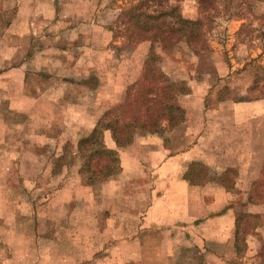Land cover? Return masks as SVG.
I'll return each mask as SVG.
<instances>
[{"label": "crops", "instance_id": "1", "mask_svg": "<svg viewBox=\"0 0 264 264\" xmlns=\"http://www.w3.org/2000/svg\"><path fill=\"white\" fill-rule=\"evenodd\" d=\"M84 3L16 0L0 9V264H253L264 258V97L238 96L234 75L218 73L217 62L206 70L209 77L197 78L193 70L174 73L184 68L182 57L170 68L161 54L166 77L187 87L177 97L180 121L163 120L160 132L136 135L129 148L105 130L104 143L120 160V172L101 189V198L112 202L61 203L83 210L81 229L62 239L66 249L58 248L57 228L43 235L44 204L26 199L40 187L27 186L30 172L22 164L43 158L44 147L55 157V149L90 135L108 104L122 103L140 80L149 54L138 57L135 47L123 56L117 50L123 41L102 20L91 23ZM179 43L176 48L197 56L192 69L213 53ZM10 162L22 164L3 165ZM219 173H240L242 183L216 185ZM55 220L48 222L58 225ZM44 240L55 247L43 250Z\"/></svg>", "mask_w": 264, "mask_h": 264}, {"label": "rangeland", "instance_id": "2", "mask_svg": "<svg viewBox=\"0 0 264 264\" xmlns=\"http://www.w3.org/2000/svg\"><path fill=\"white\" fill-rule=\"evenodd\" d=\"M74 1L76 2L77 8H79V4L84 1L85 8L90 10L91 23L94 20L96 23L97 20H102L111 29L116 40L123 41V44L117 46V50L123 56L131 55L135 47L139 50L138 54L140 55L138 57H142V53H149L151 42H128L125 38V34L124 36L123 34L119 37L116 36V34H121V32L124 33L128 26V18H121L120 16L122 11L137 0H73V2ZM161 2L162 0H156L154 4L158 5ZM169 2L179 6V11H181L182 16L188 19L202 21L203 31L206 33V39L211 49L210 51H213L211 56L203 58L204 60L201 61L202 66L200 65L192 69V66L196 63V60L198 61V58L192 51L187 49L184 40L179 41V47L180 45H184L186 51L176 48V46L178 47V42L176 43L177 45H162L157 43V52L167 59L166 65L168 67L172 68L178 66V59L182 57L180 63L183 64L184 68L179 70L176 67L177 70L174 73L177 72L180 75H184L192 73L191 70H193L197 78L201 75L209 77L206 70L208 67L212 66L211 63L214 65V61L219 64V68L217 67L218 73L234 75V77L230 79V84L234 88L238 87L239 90H235V92L238 91V96H258L259 93H256L255 90H253L251 94L246 92V87L251 86L256 79H261L260 87L264 90V0H169ZM15 3L16 0H12L10 6ZM3 6L10 7L7 1L4 0L3 2V0H0V9ZM144 11H147V6L144 7ZM243 24L246 25L243 29L244 31H242ZM0 26H2L1 19ZM239 76L240 79H238ZM243 89L245 91H243ZM115 102L116 103L111 102L108 106L113 107L121 103L120 101ZM137 135L141 137L148 134L138 131ZM126 148H129V145L126 146ZM32 150L34 149L32 148ZM41 150L43 158L40 157L33 161L27 160L24 164L10 162L8 164L3 163V165L10 167L16 164L21 166L22 164V168H27V171L30 172L24 173L27 186H37L40 188L39 190L30 188L31 190L28 191L26 199L27 201L32 200L33 202L44 204L39 211L41 214L39 217L42 221L39 229L43 232V235H46L50 234L52 229L54 230L57 228L60 239L58 248L66 249L65 240L62 239L66 238V234L69 233L68 230L72 232L75 229H81V225L76 224V222L77 219H81L80 214L83 210L67 209L66 205L62 207L61 203L81 200H89L96 204L99 202H112L111 199H107L108 197L101 198L102 185L107 184L110 180H107V177L96 180L94 184H88L89 176H91L94 171L91 169L90 172L81 173L85 162L82 158L83 154L78 150V145L71 146L69 144L62 149H55L53 155L59 153V155L55 157H47L45 147L40 149V152ZM73 151L76 153L71 155L70 153ZM67 152H69L68 154H70V156L68 154L66 155ZM57 157H59L58 160H56ZM51 159L53 161H51ZM35 169H37L39 173H35ZM53 170H55L56 173H51ZM119 172L118 170L115 174ZM95 174L99 175V173ZM219 174L221 176L218 181H213L216 185L227 186L226 184H228L230 186L233 185V182H237L238 184L242 183L240 173ZM109 179H111V177ZM197 179L202 178H195V180ZM161 183L159 179L156 180V185L161 186ZM125 184V181L120 183L119 189L124 187ZM96 212L94 207H92L91 213ZM21 213L28 214L31 213V211H26L23 208ZM51 219H57V221H55L58 222V225H54V222H48ZM99 240L100 237L98 234L93 237V242H96V244H98ZM47 241H49V238ZM55 245L56 243H52L51 245L50 242H45L44 240L42 243L44 249H42L50 250L53 246L55 247ZM260 258L261 259L252 260L253 264H263L264 258ZM65 259L66 258L63 260ZM59 260H62V258ZM245 263L248 264L249 260Z\"/></svg>", "mask_w": 264, "mask_h": 264}, {"label": "trees", "instance_id": "3", "mask_svg": "<svg viewBox=\"0 0 264 264\" xmlns=\"http://www.w3.org/2000/svg\"><path fill=\"white\" fill-rule=\"evenodd\" d=\"M155 1L137 0L120 15L121 18H128V26L124 33L116 36L125 34L128 42L148 41L151 46L140 80L130 85L124 101L110 107L92 133L78 142V150L85 162L81 173L90 172L91 169L94 171L89 176L88 184L110 177L119 169L118 152L104 143L105 130L112 132L119 147H126L133 143L138 131L160 132L163 120L167 119L174 125L182 117L177 97L186 92V84L172 82L166 77L158 66L161 56L156 44L173 45L185 40L198 54L211 50L202 21L182 16L179 6L169 0H162L158 5L154 4ZM146 6L147 11H144ZM242 27L244 31L246 25ZM260 82L261 79L254 80L251 89L259 93L257 97H264Z\"/></svg>", "mask_w": 264, "mask_h": 264}]
</instances>
